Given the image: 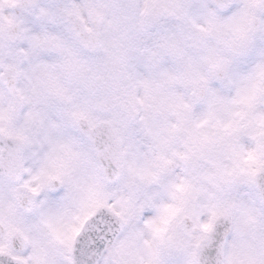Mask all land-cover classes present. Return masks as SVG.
<instances>
[{
    "label": "snow or ice",
    "instance_id": "1",
    "mask_svg": "<svg viewBox=\"0 0 264 264\" xmlns=\"http://www.w3.org/2000/svg\"><path fill=\"white\" fill-rule=\"evenodd\" d=\"M0 264H264V0H0Z\"/></svg>",
    "mask_w": 264,
    "mask_h": 264
}]
</instances>
